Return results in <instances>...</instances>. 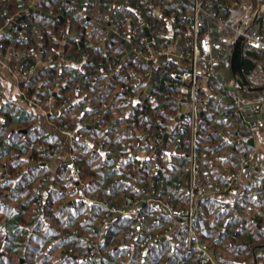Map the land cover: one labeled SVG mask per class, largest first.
Wrapping results in <instances>:
<instances>
[{
  "label": "trees",
  "instance_id": "16d2710c",
  "mask_svg": "<svg viewBox=\"0 0 264 264\" xmlns=\"http://www.w3.org/2000/svg\"><path fill=\"white\" fill-rule=\"evenodd\" d=\"M204 2L207 11L229 21L226 13L231 5L243 3L255 10L264 0ZM32 3V0H0L3 29L0 60L13 66L20 64L25 69L45 63L38 75L21 83L22 96L34 107L45 108L61 129L75 133L72 152L77 156L84 186H78L68 166H61L57 173L51 170L49 164L59 141L45 138L28 120L18 126L19 130L13 129L18 136L12 129L8 130L6 121L0 123V244L6 246L4 255L13 260V256L22 254H53L56 251L51 246L53 242L61 246L62 241L73 240L75 253L69 264H81L77 258L88 256L103 239L97 255L86 264H264V242H261L264 241V156L258 157L245 171L247 186L241 194L234 192L235 196L226 203L220 198L229 196L232 190L214 194L215 187L224 189L227 185L224 173L235 174L243 156L255 154L250 144L239 141L238 133L247 135L254 130L235 115L227 86L212 82L215 94H209L207 88L198 92L201 113L194 230L197 242L204 243L215 260L204 263L202 252L187 251L186 233L178 228L167 232L175 221L168 216L166 205L178 209L188 208L190 204L192 126L190 115L180 112L181 106L189 101V88L165 74L163 66L153 67L129 55L125 43L108 34L104 21L106 15L119 19L130 16L138 35H145L144 28L149 24L161 44L169 33L170 20L176 33L188 40L194 18L190 3L185 0H175L173 4L169 0ZM155 8L162 11V16L154 12ZM8 19H12L9 25ZM200 21L203 31L215 29L206 14L201 15ZM22 23L28 25L26 34L20 28ZM260 33L264 34V23ZM223 48L220 65L234 77L231 68L234 46L223 44ZM49 60L51 64H47ZM243 69L253 86L264 87V83H256L264 79V52L245 51ZM169 71L181 69L172 65ZM150 84L153 87L149 93ZM126 86L129 90L121 94V88ZM49 87L55 89L51 105ZM217 90L224 98L217 97ZM238 92L256 102L264 98L261 89L238 87ZM131 97L140 101L134 105L129 102ZM74 99L77 102L72 104ZM221 107H225L222 114ZM60 109L65 112L56 116L54 111ZM96 118L101 120L102 129L96 126ZM222 123L232 129L225 152H221L214 131ZM21 129H26L27 134L23 135ZM166 133L178 140L181 159L175 156L169 160L162 151L158 152L169 141ZM158 138L161 143H157ZM93 142H104L102 153L91 145ZM207 142H213L218 150H208ZM209 151L211 156L206 158ZM141 154L146 158L142 159ZM240 182L233 190L240 189ZM129 197L142 201L141 226L135 218L122 216L101 236L100 225L107 211L100 202L106 200L121 209ZM62 225L67 230L65 235H60ZM133 231H141L143 235L134 238ZM161 234L166 238H158ZM150 236L153 240L146 242ZM1 261L7 264L0 254Z\"/></svg>",
  "mask_w": 264,
  "mask_h": 264
},
{
  "label": "built area",
  "instance_id": "2783aa9c",
  "mask_svg": "<svg viewBox=\"0 0 264 264\" xmlns=\"http://www.w3.org/2000/svg\"><path fill=\"white\" fill-rule=\"evenodd\" d=\"M190 3L193 8L194 18L192 24V33L188 40L183 38L182 34H177V29L174 27L172 22H169V33L165 35V38L159 42V39L152 34V28L147 24L144 28L145 35H138L137 28L134 25V21L130 16L124 18H113L111 15H106L104 21L108 25L107 32L110 35L119 37L126 45L127 53L131 56L136 57L139 61L151 65L153 67L163 66V72L170 74L173 80H177L183 84H187L189 88V101L183 106H187L186 114L190 115L192 136L190 146V207L187 211L173 210L170 209L168 204L166 205L169 213L173 218L177 220L176 228L181 232L186 233L188 236L187 251L199 250L205 255L203 260L204 263L212 261L215 263L214 258L211 255L209 248L206 245H201L197 242V236L194 232V219L195 211L193 208L195 198V182L199 166L197 163V136L199 128V114L201 113L200 102L198 98V92L201 88H207L209 94L215 92V88L212 86V82L217 79L218 66L221 62V53L223 51V44L227 46H234L239 38L243 40L244 52H264V34L250 30L246 26L240 25L238 22L227 21L224 17L219 16L214 11H207L204 0H185ZM175 3V0H169V4ZM245 13H250L251 8L243 3L238 4ZM154 12L158 16H162V11L159 8H155ZM206 14L209 19L213 22L216 29L213 31H203L202 24L200 21L201 15ZM12 19H8L6 24H11ZM21 30L24 34L28 32V25L22 23L20 25ZM37 30V27L33 28ZM147 30L149 35L147 34ZM3 29L0 27V33ZM214 31L220 33L219 39L216 40L213 35ZM65 37V35H64ZM108 38H104V41H108ZM223 42V43H222ZM124 61V57L121 58ZM52 60H49L47 64H51ZM0 64L14 77L17 81H24L30 77L33 69H25L20 64L11 65L0 60ZM172 65H178L181 71H169ZM110 70L113 67L110 66ZM230 86H237L236 81H233ZM129 87H123L120 90L121 94L126 93ZM49 96V104L51 105L54 101L55 89L49 87L47 89ZM231 99L235 105V115L242 118L243 121L253 129L252 120L249 107L252 109L257 108L258 113L262 115L264 120V98L258 102L243 98L239 92L228 90ZM23 95V93L21 92ZM222 95V94H220ZM140 101L137 97H131L130 103H138ZM123 102V101H122ZM33 106L35 104L32 103ZM42 112L49 116V112L43 108L38 107ZM95 124L98 128L102 129L101 120L96 118ZM133 127L134 124H131ZM65 134L68 138V149L71 159V169L73 172L76 183H82V172L81 168L76 163L77 156L72 152L75 143V134L68 128H65ZM165 135V134H164ZM169 133H166L168 137ZM254 131L251 134L238 133L239 141L244 145H249V142L254 139ZM161 138L157 139V143H161ZM100 147H104V144H100ZM66 146L58 145L56 151H61ZM257 155L251 153L247 156H243L241 159L240 167L235 174L230 175L227 178V185L223 189L222 187H215L214 194L220 195L225 194L229 190H233L234 187L239 183L240 179L245 174L250 164H253L257 160ZM139 169V168H137ZM148 199V197H146ZM141 199L127 198L123 211L109 204L108 201L104 200L100 202L101 205L106 209V216L103 219L104 223L111 225L115 222V219L122 216H131L139 222L141 226ZM179 220V221H178ZM183 220V223H180ZM180 223V224H179ZM141 234V231H136L133 235ZM153 238L150 236L146 242L152 241Z\"/></svg>",
  "mask_w": 264,
  "mask_h": 264
},
{
  "label": "crops",
  "instance_id": "0c3cea01",
  "mask_svg": "<svg viewBox=\"0 0 264 264\" xmlns=\"http://www.w3.org/2000/svg\"><path fill=\"white\" fill-rule=\"evenodd\" d=\"M247 5V4H246ZM264 15V2L260 3L255 10L251 9L250 13H245L244 10L238 5L234 4L230 6L229 13H226L227 19L232 22H238L242 26L248 27L252 31L261 32V29L263 27L264 18L262 17ZM263 21V22H261ZM216 29V28H215ZM215 39L218 40V35L215 36ZM221 64V62H220ZM218 66V76L217 79L213 82H218L222 86L225 87L229 84H231L233 81H235L234 77L231 76V72L228 69L225 70L224 65ZM45 63H40L38 66L34 69V71L31 74L32 76L38 75L42 69L45 68ZM23 81H17L16 77H14L11 73H9L3 66L0 64V123H4L6 121L8 130L12 129L11 131L14 133L13 129L19 130L18 126H21L22 122L24 120H28L29 123L34 124V129H39V131L44 135L47 139L57 140L59 141L57 145H64L66 148H64L61 151L55 152L53 156V160L50 162L49 166L51 170L54 173H57V170L61 166H68L71 168V159H70V153L68 149V138L65 134V130L61 129L56 123L54 122L53 118H50L49 116H46L42 110H40L38 107H34L32 104L28 102L25 98H23L21 92V83ZM237 85V84H236ZM182 87V86H181ZM180 87V88H181ZM183 88H181L182 90ZM215 94V93H213ZM218 98H224L220 93H216ZM228 97L231 99V96L228 93ZM243 98L249 99L247 97L242 96ZM251 100V99H249ZM77 99H74L73 103H76ZM139 102V101H138ZM137 103L135 102L134 105ZM187 104V103H186ZM69 107V104H67ZM108 105H105L107 107ZM187 106H183L180 108V112L182 114H186ZM223 110H225V107H221L219 113H223ZM257 108H254L250 110L253 130H254V145H250L254 150L257 157H263L264 156V120L262 118L261 113L259 114ZM65 112L64 109H60L59 111H54V114L56 116H60ZM179 112V113H180ZM177 122V121H176ZM178 123V122H177ZM175 126V125H174ZM22 134H27V130L21 129ZM211 130V129H210ZM215 134H218L216 141L218 140L219 144L218 146L222 149L221 152L226 151L227 140L230 139V136L228 134L232 131L231 128L228 127V125H225L222 123V125L215 130ZM12 133V134H13ZM11 134V133H10ZM8 134V135H10ZM75 134V133H74ZM14 135L17 134V131L14 133ZM172 135H168L169 141L165 146H161L158 148V152L162 151L164 158L168 157L169 160L173 159L175 156H178V158L181 159V153L177 150L178 143L175 140V138L171 137ZM211 136V135H210ZM83 138L85 141H87L88 137H79ZM212 139V137H211ZM100 144H104V142H93L91 143L92 146L96 149V151L102 153L103 147H100ZM208 150L211 152L213 150H218L215 148V145L213 142H207ZM224 148V149H223ZM229 150V149H228ZM210 151L205 154V157H210L211 153ZM229 151H227L228 153ZM226 153V155H227ZM210 154V155H209ZM142 159H145V155H140ZM206 157V158H207ZM218 170H214V172H217ZM223 171V169H221ZM220 173V172H219ZM234 174V173H233ZM232 175L230 173H224L223 176L227 180V178ZM259 176V175H257ZM256 176V177H257ZM241 180V187L239 190H232L229 196H224L221 199L222 203L229 202L232 196H235L236 194H241L243 191V188H245L247 185L244 183H247V178L243 175ZM253 180H258V178H255ZM81 186V185H80ZM235 192V193H234ZM82 195V194H80ZM229 197V200H228ZM212 255V254H211ZM213 257V256H212Z\"/></svg>",
  "mask_w": 264,
  "mask_h": 264
},
{
  "label": "rangeland",
  "instance_id": "374dc122",
  "mask_svg": "<svg viewBox=\"0 0 264 264\" xmlns=\"http://www.w3.org/2000/svg\"><path fill=\"white\" fill-rule=\"evenodd\" d=\"M32 2L33 3L34 2H38V0H32ZM213 35L214 36L218 35V37H219L220 36V33H218L217 31H214ZM256 83L257 84H262V83H264V79L261 78L258 81H256ZM246 96L247 95H244V97H246ZM228 200H229V197H228ZM168 206L170 207V209H173V210L187 211L188 208L190 207V204H189V207L188 208H178V209H175V208L171 207L170 205H168ZM121 210L123 211V207L121 208ZM166 210H167L168 216L171 217L172 219H174V221H175V225L172 224V226L170 227V229L167 231V232H170V231H173V230L176 229V225H177L178 222L169 213L167 207H166ZM194 221H195V219H194ZM183 222L184 221L181 220L180 223H183ZM106 224H108V223H104L103 220H102L101 225H100V230H101L100 234H101V236H102L103 232H105L106 228L109 226V225L106 226ZM60 227H61L60 230L62 231V232L60 231L61 232L60 235H63V234L65 235L67 233V230L66 229H63V225L60 226ZM75 230H77V229H75ZM194 232H195V230H194ZM134 233H136V231H133L131 233V236L134 237V238L137 237V236L143 235V233L141 235L138 234V233H137V235H133ZM85 238H87V239H85L86 241L89 240L88 237H85ZM158 238H161L162 239V238H166V236L164 237L161 234V235L158 236ZM187 242H188V237L186 239V249H187ZM261 242L263 243L264 241H261ZM90 243L92 244L93 242L90 241ZM75 244H76V241H73V240L72 241H69V240L62 241V245L61 246H60L59 243L53 242L51 244V246L53 245V248L56 249L55 253H53V254L50 253V252H47L46 253L47 256L46 255H38V254L35 255V256H23V254H22L20 256H15V257L13 256V260H11V257H9L7 254L4 255L3 252H5L6 246L2 243V244H0V252H1L0 254H1V257H4V261L3 262H6L7 264L9 262H12V264H35V263L46 264V263H44V261L47 262V263H49V264H69L71 256H73L74 253H75L74 252L75 251L74 250ZM99 244L100 245H103V239L100 240ZM199 244L205 245L204 243H200V242H199ZM100 245H98L97 247L92 248V250L90 251V254L88 256H85L86 258L85 257L84 258H81V257L80 258H77V259H80L78 261L81 264H86L87 263V260L92 259V258H94L97 255V253L99 252V249H100ZM0 264H2V261H1Z\"/></svg>",
  "mask_w": 264,
  "mask_h": 264
},
{
  "label": "water",
  "instance_id": "95a60500",
  "mask_svg": "<svg viewBox=\"0 0 264 264\" xmlns=\"http://www.w3.org/2000/svg\"><path fill=\"white\" fill-rule=\"evenodd\" d=\"M147 34L149 35L148 30H147ZM243 58H244L243 40L242 38H239L234 45V50H233V54L231 58L232 73H233L237 86L227 85L228 90L238 92V87L242 89H247V90H257V89L264 90V87H255L248 80L244 72V69H243ZM152 87H153V84H150L148 87L149 93L151 92ZM248 110H252V108L249 107ZM249 144L254 145V139H252L249 142ZM78 186H80V183H78Z\"/></svg>",
  "mask_w": 264,
  "mask_h": 264
}]
</instances>
